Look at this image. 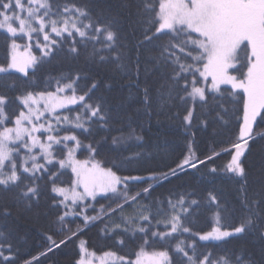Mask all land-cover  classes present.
I'll return each instance as SVG.
<instances>
[{"label":"snow or ice","instance_id":"1","mask_svg":"<svg viewBox=\"0 0 264 264\" xmlns=\"http://www.w3.org/2000/svg\"><path fill=\"white\" fill-rule=\"evenodd\" d=\"M0 49V264H264V0H0Z\"/></svg>","mask_w":264,"mask_h":264},{"label":"trees","instance_id":"2","mask_svg":"<svg viewBox=\"0 0 264 264\" xmlns=\"http://www.w3.org/2000/svg\"><path fill=\"white\" fill-rule=\"evenodd\" d=\"M2 55H3V52H2V49H0V56H2ZM75 66L76 65H74V64H68V63H65L63 65L64 68H70V67H75ZM157 131L158 130H156L154 128L153 131L148 134L150 144L153 141H156V142L163 144L164 140L167 139L171 142L174 138L173 134L170 132L165 131V132H160L159 134H157ZM197 147H198V150L200 152L207 151V149L210 147L209 139L206 136L201 138V141ZM131 150H135V148H133ZM180 150H181V147H177L175 152L170 156H164V154L162 153L159 157L154 158L153 162L150 165L140 166L138 171H133L131 174H146L145 168H163L166 164L172 163V161L175 159V157L177 155H179ZM226 159H227V157H222L220 159H217L216 163L222 164ZM190 172L192 173V175L190 177H185V180H188L189 182L194 183L195 179H196L195 173L193 170H190ZM123 174H129V172H124ZM175 183H181V181H176ZM170 187H172V185L165 183L162 187L157 189V192L166 193ZM101 203H105V202L101 201ZM98 206L99 205H97V207ZM31 237L33 238L32 244H33L34 248L33 249H26L25 251L31 250V251H33V254H35V249H38V246L40 243H42V241L39 238V234L35 230L32 231ZM86 238L89 239L90 243H92V245L95 247L99 248V247H102L104 244V242L99 238L96 228H92L86 234ZM63 251L65 254H68L72 251V248L70 246L68 249H64Z\"/></svg>","mask_w":264,"mask_h":264}]
</instances>
